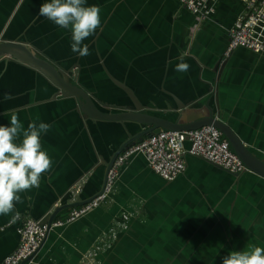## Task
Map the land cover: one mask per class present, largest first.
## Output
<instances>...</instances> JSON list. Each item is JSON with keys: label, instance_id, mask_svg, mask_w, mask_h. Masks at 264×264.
I'll list each match as a JSON object with an SVG mask.
<instances>
[{"label": "crops", "instance_id": "crops-1", "mask_svg": "<svg viewBox=\"0 0 264 264\" xmlns=\"http://www.w3.org/2000/svg\"><path fill=\"white\" fill-rule=\"evenodd\" d=\"M100 7L101 25L85 39L89 54L70 51V31L38 15L43 0H0V39L22 41L84 89L102 112L139 104L165 120L179 106L224 122L264 161V54L244 47L223 52L228 28L244 11L239 0H220L199 19L178 0H86ZM181 58L186 72L174 66ZM28 64L0 58V124L12 113L50 125L41 144L52 160L39 187L19 193L14 208L0 214V261L18 244L16 213L43 218L68 203L88 200L104 183L107 164L146 125L81 113L73 96ZM5 93L10 99H3ZM78 186L72 200L69 188ZM128 215L122 227L123 215ZM115 232L114 238L110 237ZM102 239L109 242L95 264H223L232 250L264 247V177L231 174L205 159L185 155V169L166 181L145 157L121 167L106 199L82 217L52 227L31 260L21 264H83Z\"/></svg>", "mask_w": 264, "mask_h": 264}, {"label": "built area", "instance_id": "built-area-1", "mask_svg": "<svg viewBox=\"0 0 264 264\" xmlns=\"http://www.w3.org/2000/svg\"><path fill=\"white\" fill-rule=\"evenodd\" d=\"M178 1L197 18L205 19L214 12L220 0ZM239 1L243 3L244 11L236 16L228 28V42L223 52L224 58L228 57L237 47L264 54V0ZM136 154L143 155L151 170L166 181L173 180L184 171L186 154L201 157L231 174H239L247 170L238 155L231 149L222 132L213 125H202L189 130L156 129L142 139L126 145L107 169L101 190L89 201L70 207L64 217L55 216L50 222H46L42 221V218L15 215L12 222L17 224L19 241L15 249L6 255L0 264H20L31 260L52 227L72 222L98 206L113 189L121 167ZM78 192L79 187L72 186L68 190V195L75 200ZM56 207L57 203L54 208ZM127 220L128 215L124 214L123 228L126 227ZM114 235L115 232H111L110 237L114 238ZM107 245L109 242L102 239L87 252L83 264H95L94 257Z\"/></svg>", "mask_w": 264, "mask_h": 264}, {"label": "clouds", "instance_id": "clouds-1", "mask_svg": "<svg viewBox=\"0 0 264 264\" xmlns=\"http://www.w3.org/2000/svg\"><path fill=\"white\" fill-rule=\"evenodd\" d=\"M38 15L70 31L72 53L89 54L84 41L101 25L98 5L87 4L86 0H43ZM188 68L182 58L174 66L177 72H186ZM10 98L8 93L3 95V99ZM49 128L44 121L29 122L25 128L15 113L7 124H0V214L12 212L14 201L20 199L19 193L39 187L41 173L51 167L52 160L41 144L42 134ZM223 264H264V247L232 250L223 257Z\"/></svg>", "mask_w": 264, "mask_h": 264}, {"label": "water", "instance_id": "water-1", "mask_svg": "<svg viewBox=\"0 0 264 264\" xmlns=\"http://www.w3.org/2000/svg\"><path fill=\"white\" fill-rule=\"evenodd\" d=\"M1 57L10 58L36 68L57 87V94L62 96L69 95L76 98L77 109L87 116L106 119H128L146 125L142 131H140L135 136L130 137L122 144V146H120V148L114 153L108 162L107 169L111 166L117 154L126 145L134 142L137 138L143 135L153 132L156 129L189 130L195 129L202 125H213L222 132L223 136L229 142L231 149L238 155L246 168L264 177V161L250 152L240 142L233 131L220 119L214 117V114L211 111L207 115H197L188 106L183 105L178 107L177 117L174 120H165L160 117L142 112V107L135 103L131 108H122V111L119 113L112 114L108 112H102L94 105L91 98L84 89L74 85L70 81V75L68 72L59 71L48 60L36 55L22 41L0 39V58ZM90 199L91 198L88 200L68 203L67 207L79 206ZM61 208L62 206H57L51 212L48 211L47 214L42 218V221L50 222L57 215Z\"/></svg>", "mask_w": 264, "mask_h": 264}, {"label": "trees", "instance_id": "trees-1", "mask_svg": "<svg viewBox=\"0 0 264 264\" xmlns=\"http://www.w3.org/2000/svg\"><path fill=\"white\" fill-rule=\"evenodd\" d=\"M145 136H146V135H143V136L137 138L135 141H138V140L142 139V138L145 137Z\"/></svg>", "mask_w": 264, "mask_h": 264}]
</instances>
